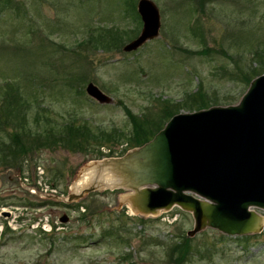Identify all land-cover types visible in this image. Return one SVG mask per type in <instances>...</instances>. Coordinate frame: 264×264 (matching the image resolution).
<instances>
[{
    "label": "rangeland",
    "instance_id": "374dc122",
    "mask_svg": "<svg viewBox=\"0 0 264 264\" xmlns=\"http://www.w3.org/2000/svg\"><path fill=\"white\" fill-rule=\"evenodd\" d=\"M153 1L160 12L159 36L124 52L132 32L120 40L119 50L87 40L100 28L137 29L136 19L124 15L127 0H20V18L10 10L0 14L5 19L0 21V97L19 85L32 104L28 117L38 116L42 124L46 119L49 124L86 122L94 130L124 131L130 125L122 104L135 114L156 111L160 99L178 101L198 87L216 101L211 105L236 104L247 90V76L264 72V0ZM89 81L112 102L90 98ZM111 147L114 155L121 153L120 144ZM88 158L57 148L26 158L21 170L0 167V208L11 211L0 215V232L7 226L0 235V264H177L174 259L180 264H264V229L232 237L206 227L189 237L190 213L174 206L143 215L130 206L123 188L62 202L59 198L82 190L74 183L96 160ZM37 164L46 172L39 173ZM55 175L57 186L49 192L56 199L19 183L23 178L35 190L45 189L42 182H52ZM20 200L58 203L30 207ZM258 212L264 225V211ZM63 214L69 220L56 224ZM42 215L51 233L38 230ZM184 238L188 243L182 251L174 248Z\"/></svg>",
    "mask_w": 264,
    "mask_h": 264
},
{
    "label": "water",
    "instance_id": "95a60500",
    "mask_svg": "<svg viewBox=\"0 0 264 264\" xmlns=\"http://www.w3.org/2000/svg\"><path fill=\"white\" fill-rule=\"evenodd\" d=\"M136 9L142 27L123 45L124 52L159 36L161 20L155 2L138 0ZM85 91L98 103L112 102L91 81ZM84 168L92 171L88 181L79 192L59 198L63 202L107 186L123 188L128 190L125 199L143 215L173 206L191 212L194 226L189 237L206 227L231 236L260 232L263 224L257 210L264 211V73L251 80L236 104L180 111L143 145L122 156L93 160ZM67 220L66 214L60 218L62 223Z\"/></svg>",
    "mask_w": 264,
    "mask_h": 264
},
{
    "label": "trees",
    "instance_id": "16d2710c",
    "mask_svg": "<svg viewBox=\"0 0 264 264\" xmlns=\"http://www.w3.org/2000/svg\"><path fill=\"white\" fill-rule=\"evenodd\" d=\"M20 0H0V14L6 13L8 10L17 13L19 18L23 15L21 12ZM128 7L126 8L124 15L132 16L137 21V29L121 30L118 28H100L98 30L90 32L88 35V42L94 46L102 45L111 49L115 47L117 50L121 49L119 42L125 37H131L129 34L132 32L134 36L138 31L141 20L136 11V1L127 0ZM15 14V15H17ZM0 21H5L1 20ZM20 22V19L17 21ZM127 31V32H126ZM133 36V37H134ZM87 39V37H86ZM86 40L78 43L83 44ZM105 48V47H104ZM262 69L264 65L262 64ZM255 72V69L252 70ZM264 73V72H262ZM261 74H253V76H247L246 83ZM199 89V87H198ZM198 89L193 92L187 93L181 100L171 101L170 99H160L162 102L161 107L156 111L143 112L142 114H135L125 104H122V108L127 116L130 128L128 131L112 129L94 130L86 122L76 123L74 121L68 123H51L42 124L37 117H28L32 111V104L28 100L27 93L22 90L19 85H13L9 91L3 92L0 97V167L3 169L17 168L21 170L23 168V161L39 153L42 150H55L65 149L70 152H81L88 154V159H101L102 157H109L113 154L112 144H120L122 146L121 153L124 154L128 149L143 145L146 141L151 139L169 120V118L178 113L181 109H187V111H194L201 108H207L214 104L216 101H212L210 96L203 95ZM121 104V102H120ZM107 147L110 152L104 153L101 148ZM34 168L44 171V167L40 164L35 165ZM57 176L53 177L52 182L48 181L52 187L57 186L55 181ZM65 192V191H63ZM2 199H6L3 197ZM19 200V199H18ZM56 204L57 201L44 200L41 203L35 201H22L21 205L30 207H40L46 204ZM71 207L70 204L66 205ZM75 208H79V204L74 205ZM73 206V207H74ZM7 231V230H5ZM185 237V236H184ZM184 240V241H183ZM183 243H188V239L184 238L174 248H179L182 251ZM188 249V246H187ZM172 252H174L171 249ZM177 264H180L178 260H175Z\"/></svg>",
    "mask_w": 264,
    "mask_h": 264
},
{
    "label": "bare ground",
    "instance_id": "6f19581e",
    "mask_svg": "<svg viewBox=\"0 0 264 264\" xmlns=\"http://www.w3.org/2000/svg\"><path fill=\"white\" fill-rule=\"evenodd\" d=\"M83 170H84V171H83ZM91 172H92V171H91ZM91 172L88 171V169L83 168L80 177H79L78 179H76V181H75V183H74V187H75L76 189H79L80 187L84 186V184H86V182L88 181V178H89ZM105 188H109V187L107 186V187H105ZM105 188H104V189H105ZM101 189H102V188H101Z\"/></svg>",
    "mask_w": 264,
    "mask_h": 264
},
{
    "label": "built area",
    "instance_id": "2783aa9c",
    "mask_svg": "<svg viewBox=\"0 0 264 264\" xmlns=\"http://www.w3.org/2000/svg\"><path fill=\"white\" fill-rule=\"evenodd\" d=\"M47 189H48V186H47V188H45L44 190H47ZM50 190H51V189H50ZM43 227L46 228V229H48V227H47L46 224H43Z\"/></svg>",
    "mask_w": 264,
    "mask_h": 264
}]
</instances>
